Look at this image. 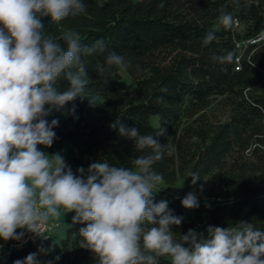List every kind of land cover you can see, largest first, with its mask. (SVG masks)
I'll return each instance as SVG.
<instances>
[{
  "label": "trees",
  "instance_id": "1",
  "mask_svg": "<svg viewBox=\"0 0 264 264\" xmlns=\"http://www.w3.org/2000/svg\"><path fill=\"white\" fill-rule=\"evenodd\" d=\"M86 11L59 23L41 17L45 35L60 42L63 33L77 31L82 46L104 42L105 51L83 57L89 84L86 96L46 119H57L56 139L48 154L59 153L71 169L108 161L132 167L135 141L121 137L117 119L126 128L151 134L164 146V157L153 165L169 187L190 171L200 174L195 184L199 207L186 209L182 199L167 187H158L154 202H168L174 215L183 217L173 226L175 238L194 227L191 213L203 210L208 226L227 227L239 221L264 230V0H83ZM163 3L164 7L159 5ZM237 24L225 29L222 13ZM209 32L216 39L205 46ZM109 52L122 56L124 65L101 76ZM233 53L231 63L214 56ZM120 68L133 80L121 85ZM59 90L68 87L58 81ZM73 104L75 113L69 109ZM156 117L155 123L151 118ZM160 128L164 135L155 136ZM168 146L173 155H166ZM202 185V188H201ZM82 224H71L60 237V264H98L79 236ZM198 232V231H197ZM42 241L0 250V264H15L36 253ZM159 264H170L166 257Z\"/></svg>",
  "mask_w": 264,
  "mask_h": 264
},
{
  "label": "clouds",
  "instance_id": "2",
  "mask_svg": "<svg viewBox=\"0 0 264 264\" xmlns=\"http://www.w3.org/2000/svg\"><path fill=\"white\" fill-rule=\"evenodd\" d=\"M85 11L83 0H0V240L20 241L26 233L47 239L46 225L63 210L74 213L73 224L85 225L79 236L98 264H159L162 257L170 264H264V230L246 221L208 226L206 234L189 229L175 238L173 226L179 227L183 217L174 215L167 201L154 202L163 177L153 165L165 152L153 135L126 128L119 119L110 125L135 141L137 152L151 150L133 158L132 167L105 160L75 174L62 155L41 150L56 139L53 129L59 121L46 119L53 109L62 110L78 98L96 104L86 96L89 77L83 57L105 51L102 40L82 46L80 34L71 29L62 36L65 48L45 35L41 17L59 23ZM219 21L225 29L237 24L226 12ZM215 39L209 32L203 44ZM213 59L231 63L234 56L229 52ZM104 65H97L101 76L114 66L126 67L115 52L107 54ZM61 79L68 84L63 91L57 86ZM75 111L73 104L69 112ZM164 133L160 128L155 136ZM173 152L168 146L166 155ZM188 177L193 185L201 178L195 171ZM181 203L186 209L199 207L194 192ZM51 250L41 247L38 253ZM38 253L15 264H40Z\"/></svg>",
  "mask_w": 264,
  "mask_h": 264
},
{
  "label": "rangeland",
  "instance_id": "3",
  "mask_svg": "<svg viewBox=\"0 0 264 264\" xmlns=\"http://www.w3.org/2000/svg\"><path fill=\"white\" fill-rule=\"evenodd\" d=\"M121 72V85L123 88H130L133 84V80L126 74L123 68H120ZM157 120L156 117L151 118V122L155 123ZM73 173H77V169H72ZM158 187H167V185L162 182ZM157 187V188H158ZM168 191L173 195H187L190 192L195 193V185L192 184V181L188 178H180L176 183L169 185ZM74 213H66L62 210L59 218H54L48 222L49 225H53L51 230L48 233L47 239L43 240L42 244L37 248L36 253H38L39 248L43 247L45 249H49L51 247V251L47 254H39L38 260L40 264H60V260L56 259V257H60V244L59 239L65 234V230L68 226L72 224V216ZM192 220L195 223V228L198 232H204L206 234V229L208 227V214L203 210H199L197 212L191 213ZM56 223V224H55ZM20 231V230H17ZM16 242L14 240H9L7 242L0 240V250L6 251L12 249V244ZM11 243V247H10Z\"/></svg>",
  "mask_w": 264,
  "mask_h": 264
},
{
  "label": "built area",
  "instance_id": "4",
  "mask_svg": "<svg viewBox=\"0 0 264 264\" xmlns=\"http://www.w3.org/2000/svg\"><path fill=\"white\" fill-rule=\"evenodd\" d=\"M52 227H53L52 224L51 225H49V224L46 225V229L43 232V235L45 237H48V233H49V231L51 230ZM43 240H45V239H43L41 237H33L32 234L26 233L22 240L16 241V242H14L12 244V248H20V247H23V246L27 245L28 243L35 242V241H43ZM10 247H11V243H10Z\"/></svg>",
  "mask_w": 264,
  "mask_h": 264
}]
</instances>
